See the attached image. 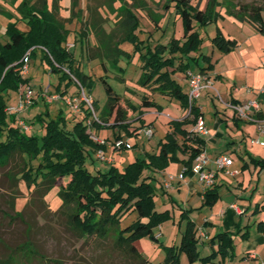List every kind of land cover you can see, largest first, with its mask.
I'll use <instances>...</instances> for the list:
<instances>
[{
  "label": "trees",
  "instance_id": "16d2710c",
  "mask_svg": "<svg viewBox=\"0 0 264 264\" xmlns=\"http://www.w3.org/2000/svg\"><path fill=\"white\" fill-rule=\"evenodd\" d=\"M209 2L208 7L202 9L198 3L193 4L192 0H166L164 8L174 6L176 14L182 20L183 35L173 36L165 44L158 43L154 49L149 44H143L145 51H140L142 72L138 83L155 94L177 100L181 107L189 110V114L183 119L169 121L170 130L158 143V152H147L145 156L138 157L123 169L116 165L95 171L88 168V157L100 149L105 151L107 148V143L101 144L91 137L86 124V120L93 115L91 108H87L85 116L72 127L68 126V121L62 113L56 117H50L48 111L38 115V120L45 130L42 138L15 126V118H10L7 114L6 93L18 91L21 83L29 82L19 70L23 65V57L29 50L31 58L40 50L43 60L49 63L50 70L59 74L58 90L61 84L67 81L66 88L75 83L80 92L84 90L87 96L92 95V75L82 71L66 45L71 30L67 28L60 14L62 6L59 0H53L51 6L48 0H22L18 9L21 17L26 20L28 30H21L18 22L12 21L6 30L8 40L4 43L0 41V167L13 163L17 165L18 169L11 168L7 172V177L14 182L12 188H17L18 183L23 180L28 188L34 186L35 190H41L45 196L53 187L59 185V195L62 199L59 211L67 214L74 231L81 237H112L116 248L131 259L132 264L150 262L136 245L143 237L156 240L165 248V259L158 264H182L183 254L187 256L190 264H211L216 260L222 262L234 255L235 241L233 233L229 231L214 235L210 240L212 251L201 255L198 248V227L185 211L181 213V219H186V225L181 232L179 243L167 245L162 242L161 234L156 232V229L172 219V215L168 209H156L157 188L152 183V176L145 173L164 170L175 162L184 164L185 171L189 172L195 158L204 151L205 141L202 136L186 128V125L195 124L202 113L196 102L190 104L188 92L184 91L175 74L188 73L191 62L197 64L199 59L206 63V66L201 67L202 72L214 67L211 57L202 52L204 38L199 32V27L218 21L221 15L215 9L220 3L216 0ZM134 3L138 7L149 8L152 18L156 22L159 21L156 18L160 16H155L146 0H134ZM227 9L233 17L249 22L264 34V6L238 2ZM131 16H124L120 29L121 38L131 41L135 50H141L142 41L133 33L138 21ZM64 19L69 21V18ZM93 22L98 44L101 45L99 48L104 56L109 55L114 61H118L123 52L130 56L120 48V38L116 40L117 36L114 34H103L97 18L94 17ZM86 36L85 31L80 34L82 43ZM210 40L212 45L223 53L230 52L239 45L236 38L226 36L220 27ZM192 53H196V56H192ZM100 79L105 84L108 101L98 115L101 123L95 122L93 127H118L132 135L127 124V112L119 105L120 95L105 76ZM121 79L125 81V77ZM60 94L64 96L65 92ZM92 104L98 109L96 101ZM131 107L139 115L144 114L145 108L163 110V106L156 99H150L147 94L142 96L139 106ZM114 114V120L111 122ZM180 154L186 158H180ZM34 161H37V164H34ZM255 162L264 168V158L256 159ZM218 198L217 187L206 189L204 205H213ZM11 208L15 209L13 203ZM16 215L21 214L17 212ZM129 217L130 221L123 225ZM247 232L248 230L243 232V238H248ZM0 264H12V258L0 259Z\"/></svg>",
  "mask_w": 264,
  "mask_h": 264
},
{
  "label": "rangeland",
  "instance_id": "374dc122",
  "mask_svg": "<svg viewBox=\"0 0 264 264\" xmlns=\"http://www.w3.org/2000/svg\"><path fill=\"white\" fill-rule=\"evenodd\" d=\"M2 1L6 2L7 0ZM19 1L21 2L22 0ZM48 1L52 5L53 0ZM146 1L151 7L150 10L156 14L155 16H160L156 18L159 19L158 22L152 18L149 8H144L142 6L138 7L135 5L134 0H59V4L62 6L60 14L67 28L71 30L67 41V47L76 57L77 63L81 64L82 71L92 75L94 79V87L90 99L91 101L97 100L98 104H100V109L94 108L97 116L105 108L108 101L105 84L100 79L102 76H105L114 90L120 95L119 105L126 110L127 121L133 120V122H136L137 118H141L139 113L133 110L131 105L139 106L142 103V96L144 94H147L150 99L156 98L155 92L137 84L142 72L140 51H145L143 44H149L154 49L158 43L165 44L169 42L173 36L181 37L183 35V23L176 14L174 6L164 8V6H166V0ZM209 1L210 0H192V3H198L200 8L206 9L210 4ZM216 1L220 3L217 8H215L221 13L218 21H213L205 26L199 27V32L204 38L202 52L209 55L212 54V50H215V55L223 54L212 45L210 40L217 33L218 27L224 31L226 36L239 38L242 42H246V37L249 36L248 34L252 29L253 31L256 30L250 23H246L244 28L241 27L242 25L239 21L234 23V17L228 12L227 7L235 5L238 2L244 5L255 4L264 6V0ZM3 2H1L2 5H4ZM0 14H2L1 11ZM126 14H131V17L138 21V25L133 28V33L142 41L140 43L142 46L141 50H135V46L131 41L122 40L121 38V24ZM3 15H0L1 23H3ZM94 17L99 21L98 25H100L102 33L106 35L114 34L117 36L115 37L116 40L120 38V48L129 53L130 56L123 52L118 61H114L111 56H104V54L96 57L89 56L93 55L94 51L101 46L98 44L96 38V27L94 28L95 24L93 22ZM19 18L26 23V20L20 15ZM64 18H69V21ZM83 31L86 32L87 36L82 46L79 42V38ZM254 34L261 36L257 32ZM258 44L260 45L259 42ZM243 47H245V43ZM40 54H42L41 51ZM41 58L42 57H39L37 59L34 55L31 58L28 70L32 79L31 85L36 95L38 93L41 94L49 84H52L54 88L57 82H59V74L52 73L49 63L46 60L41 63ZM180 75L182 74H178V76ZM122 77H125V81L121 79ZM208 78L214 82L211 75H208ZM66 82L67 81L63 82L64 86ZM68 89L74 92L66 96L77 98L76 102L79 108L76 109L74 106L76 102L74 104L66 103L70 108L69 113L73 114L71 117L72 120L68 122V126L72 127L76 121L85 116V110L89 105L88 103H83V93L78 90L77 84L72 83ZM213 90H217L215 86ZM54 91L55 90L46 92L44 96L45 100H47L46 95H53L55 93ZM56 93L58 94L59 92L56 91ZM9 97V94L6 93L7 102ZM160 98L162 100L164 99L161 96ZM48 102L53 105L55 104V101ZM175 102L177 103V101ZM200 102V105H202L203 102ZM40 107H42L43 110L46 108L43 101ZM40 107L34 106L28 111H23L24 113H22L25 119L28 120L30 117L34 119V115L39 112ZM144 110L146 111L147 109ZM154 113L158 115V111L151 109V112L147 113V116L154 115ZM166 115L169 116L167 111L165 115H162L159 119L160 122H156L157 129L153 139L157 142L165 135V128L162 126L161 121L167 118ZM114 117L115 114L111 118V122H113ZM37 123L38 126L36 129H29L26 130V132L28 134L38 135L42 138L45 130L39 131L41 123ZM135 126L134 131H137L139 127L137 125ZM94 133L96 135L100 134V132ZM102 133V137L106 136L105 131ZM138 153L137 151L136 154ZM106 156L108 157L107 154ZM118 156L122 155L117 153L116 157ZM123 156L124 158L126 157L125 154ZM93 158L98 160L101 165L103 164L102 162H105L99 157L96 158L94 155L89 156L87 166L91 171L96 170L92 162ZM124 161V163H118L122 168H125L129 163L127 162V157ZM33 163L37 164V161ZM11 168L18 169L15 163L7 167H0V259L12 258V264H132V260L116 248L112 237H81L74 231L69 223L67 214L59 211L62 204V199L59 195V185L53 187L45 196L42 194L41 190H35L34 186L28 188L23 180L18 183L17 188H12L14 182L7 177V172ZM152 181L156 188H161L162 180L158 174ZM162 196V191H157L155 201L157 202L158 211L167 208V204H164L162 201ZM12 203L15 209L11 208ZM17 212H20L21 215L17 216ZM178 212L181 214L180 209ZM130 219L131 217H129L123 225L127 224ZM164 224L165 227L162 231L164 235L160 240L167 245H172L176 242L179 243L178 241L180 239H177L179 234L176 235L178 230L171 234V222L168 220ZM171 235H173V237ZM174 240L176 242H174ZM141 241L142 252L149 258V264H158L165 259L166 250L160 242L150 239L149 237H145L141 239ZM200 250L202 255L207 254L202 247ZM181 259L182 264H190L186 255L183 254ZM211 264L225 263L213 262Z\"/></svg>",
  "mask_w": 264,
  "mask_h": 264
},
{
  "label": "crops",
  "instance_id": "0c3cea01",
  "mask_svg": "<svg viewBox=\"0 0 264 264\" xmlns=\"http://www.w3.org/2000/svg\"><path fill=\"white\" fill-rule=\"evenodd\" d=\"M1 2L3 1L0 0V11L2 12L0 15H4L3 23L0 22V41L4 43L8 40L6 30L10 22L17 21L21 30H28V26L19 18V0L4 1V5ZM49 6H51L50 2ZM237 21L241 23L243 28L246 23H249L234 17L233 22L237 23ZM255 32L263 37L254 34ZM248 35L246 37L247 43L236 38L239 45L230 52H222L223 54L215 55V50H212L210 55L205 53L211 57L214 67L203 71L212 76L213 85L217 90L214 91L213 88H207L202 91L195 101L200 108L209 132L207 135L202 136L205 141L204 150L210 158L208 166L215 169L212 160L223 153L229 154L233 158V163L229 168L216 172V181L213 187H217L219 193L217 201L213 205H204V192L206 190L193 170L186 172L182 163L175 162L164 170L145 172L146 175L152 176V179L158 174L162 180L161 188H157V191H162V201L167 204L166 209L171 212L172 219L169 221L172 225L170 231L172 234V232H177L176 230H178L176 235L179 234V237L177 239H180L181 232L186 225V219H181V214L178 212L179 209L181 213L184 211L188 212L189 217L195 222L198 230L201 229L204 233V236L199 239L198 248L200 253L201 247L205 249L207 254L212 251L210 240L218 232L229 231L233 233L235 241L234 255L219 262L225 264L264 263V168L258 166L255 162L256 159L264 158V144L261 143V141L264 142V34L252 29ZM79 42L82 46L85 43V41L82 43L80 39ZM244 43L245 47H243ZM101 54H104L103 51L97 48L94 54L89 56L96 57ZM35 56L37 59L42 57L40 50ZM192 56H196V53H192ZM42 59L41 63L44 62ZM202 66H206V63L199 59L197 64L191 62L188 71L200 72L202 71ZM178 74L183 76H178ZM24 76L29 79L31 84L30 73ZM175 77L183 86L184 91L188 92V73L177 72ZM59 84L60 82H57L54 88L52 84L46 86L41 94L38 93L36 95V101L33 106L25 110L28 111L34 106L40 107L43 101L46 108L43 110L40 107L39 112L34 115V119L30 117L26 120L23 111V113L7 112L10 118H15L14 125L20 126L19 121L23 119L30 125L27 130H34L38 126V115L44 114L46 111H48L50 117H55L62 113L67 121L70 122L73 114L69 113L70 108L63 99L55 100L53 105L45 100L44 97L46 92H52V90H55V93L56 91L59 93L65 92V95L74 92L69 91L63 83L60 86V90H58ZM137 84L141 86L138 81ZM8 94L10 97L7 107L16 106L20 99L19 90L9 91ZM159 95L164 99L162 100ZM155 99L163 106V110L158 111L154 107L145 108L149 111L146 110L143 115H140L141 118H137L136 122H133V120L127 121L132 135H129L125 129L118 127H101L91 130L97 133L100 132L97 136L108 141L105 149V154L108 157L107 160H103L105 161L102 162L104 165H101L98 160L92 159L96 169H107L110 165H116L123 169L118 163H124L126 157L127 162L130 163L138 157L145 156L147 152H158V143L165 135L158 142L153 139L157 129L156 122L167 111L169 116L166 115L167 118L161 121L162 126L165 128L164 134H166L170 130V120L183 119L189 114L188 109L181 107L180 103L175 99L161 94H156ZM200 101L203 102V106L200 105ZM249 101H256L259 105L258 110L252 111L253 116H255L253 120L239 117L233 106ZM96 104L100 109V104H98L97 100ZM151 109L158 111V115L154 113V115L147 116ZM135 125L139 127L137 131H134ZM150 125H152L154 132L152 136L148 137L144 134V130ZM194 125H186V128L191 131ZM261 127L262 129H260ZM42 130L44 128L40 126L39 131ZM103 131L106 132L104 137H102ZM120 138L126 142V145L121 149H116L112 143ZM257 140L260 142H257ZM137 151L139 152L138 154H136ZM117 153L122 156L116 157ZM94 156L97 158V153H94ZM180 158H186V156L180 154ZM164 223L156 229V232L161 234L160 239L164 235L162 232L165 227ZM246 230H248L246 234L248 238H243L242 234ZM171 236L173 237V235ZM174 242L176 241L174 240ZM141 244V239L136 242L138 249L142 252ZM174 244H177V242ZM214 246L215 248L217 247V245Z\"/></svg>",
  "mask_w": 264,
  "mask_h": 264
},
{
  "label": "built area",
  "instance_id": "2783aa9c",
  "mask_svg": "<svg viewBox=\"0 0 264 264\" xmlns=\"http://www.w3.org/2000/svg\"><path fill=\"white\" fill-rule=\"evenodd\" d=\"M31 59V51L29 50L26 52V54L23 57V65L19 70L23 75L28 73L29 70V64ZM188 83H189V90H188V98L190 104L194 103L197 99V97L207 88H214L213 82L208 78V75L205 72H191L188 71ZM19 93H20V99L16 106H10L6 108V111L9 113H19L22 111H25L26 109L33 106L35 103V91L33 89V86L29 82L21 83L19 87ZM83 93V101L88 103L89 107L93 111V115L86 120V124L88 125L91 137L96 140L97 142L101 144H106L107 141L105 139L99 138L93 131V126L95 122L101 123V120L99 117L95 114L94 106L92 104L93 101H91L90 96H87L84 90H82ZM46 98L48 101L52 102L55 100L63 99L66 103H75L77 101V98H72L70 96H62L61 94L54 93L53 95H46ZM76 109L78 108V104L76 102V105L74 104ZM238 116L247 119V120H253V110H258L259 105L256 101H249L242 104H235L233 105ZM20 127L22 129L27 130L30 125L26 122V120L20 119L19 121ZM262 129V127L260 128ZM192 131L199 136H205L207 135L208 128L206 125V122L204 120L203 115H200L192 129ZM153 128L152 126H149L144 130V134L148 137L153 135ZM257 142H260L257 140ZM262 144H264L263 141H261ZM113 146L116 149H121L126 145V142L120 138L115 140L113 143ZM97 156L101 158L102 160H107V156L105 154V151L103 149H100L97 151ZM210 161V158L208 157L206 151H202L194 160V164L192 166V170L197 176L199 182L202 184L204 189H209L214 186L216 181V172L218 170H225L231 166L233 163V158L226 153L220 154L217 157H215L212 161L215 165V169H212L208 166V163ZM198 236L201 238L204 236V233L201 229L198 231ZM264 264V263H262Z\"/></svg>",
  "mask_w": 264,
  "mask_h": 264
}]
</instances>
